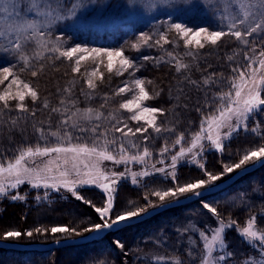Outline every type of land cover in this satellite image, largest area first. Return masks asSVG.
Returning a JSON list of instances; mask_svg holds the SVG:
<instances>
[{
  "label": "snow or ice",
  "instance_id": "6c2138e0",
  "mask_svg": "<svg viewBox=\"0 0 264 264\" xmlns=\"http://www.w3.org/2000/svg\"><path fill=\"white\" fill-rule=\"evenodd\" d=\"M109 2L110 0H0V86H3L0 90V121L4 116H9L10 131L19 127L21 120L27 116L35 117L38 107L44 110L50 108L47 100L42 105L39 104L41 97L38 90L19 75L34 67L32 60H67L73 64L71 71L80 73L81 61L99 59L102 64L106 58L108 73L115 72L118 76L129 73L130 82L125 80L115 94H131L130 98L119 104V109L128 114L120 118L113 112L105 115L102 111L108 103L107 94L99 109L79 107L80 96L89 101L94 98L93 93L98 87L94 80L97 71L94 69L84 79L87 92L81 88L78 96L75 83L72 82L63 89L60 107L50 109L52 113L60 114L55 129L51 124L47 129L33 125L38 134L36 144H23L11 156L0 151V198H8L13 202L26 201L27 192L21 194L19 188L27 184L30 189L37 191V203L42 199L47 200L51 192L66 191L75 199L91 205L98 214V222L87 224L86 219L79 221L87 224L82 232L88 235H82L76 226L66 225L51 226L50 229L36 227L26 232L9 230L3 233L0 246L6 247L4 242L14 238L19 239L24 235L32 238L34 232L43 236L49 231L53 242L58 246L91 243L98 234L119 232L121 225L130 227L170 207L199 199L203 208L216 218L217 226L205 225L204 229H199L190 221L189 226L177 229L178 233L195 231L198 239L203 242L199 264H224L227 258L234 255L228 251L227 241L224 239L226 230L233 227L237 228L242 240L256 252L251 260L245 257L244 264H264V231L257 229V218H249L242 228L235 221L226 223L217 208L202 199L219 189L220 185L216 182L221 181L224 174L233 173L236 169L241 170L237 175L247 173L248 165L253 169L264 167V135H261L258 126L252 128L251 131L259 136L260 143L251 150H245L238 163L225 164L222 173L208 171L201 162L205 151L214 150L222 155L226 142L241 130L247 131L249 118L264 110V0H220L219 3L214 0H124L127 12L146 20L150 28L149 33L140 32V43H134L133 48H162L164 44L170 43L167 33L174 32L179 40H183L187 49L185 55L191 58L189 63H184L172 52H167L168 59L163 56L155 59L143 56L141 61L154 60L156 65L168 63L174 65L177 73H181L191 70L192 64L199 59V50L206 46H218L225 37L234 38L246 49L244 63L231 67L230 79L224 78L223 74L217 76L215 72L203 78L205 102L203 108L196 109L201 113L199 129L187 137L184 133L179 135L173 147H180L170 156V163L167 164V154L171 151L167 143L161 148L159 158L149 163L152 152L147 146L140 150V145L135 140L138 134L144 141L158 138L151 136L149 129L156 134L172 131L164 128L161 118L164 117L165 110L146 103L155 97L146 88V84H151L152 81L135 75L144 67L143 63L125 56L122 47H87L80 43L65 47V37L72 35L68 29L103 30L110 27L104 19L87 17L89 11L104 10ZM200 8L214 21L215 27L207 24L193 26L187 22L186 17ZM31 75L36 77L37 71H31ZM103 78L101 73L100 80ZM184 80L193 87H201L199 82L191 80L188 75H184ZM214 88L218 90L213 91ZM159 95L157 92L156 96ZM13 112L17 113L14 117L9 115ZM105 121L108 122L107 125ZM130 122H134L131 127ZM3 123L7 124L8 121ZM184 161L197 165L206 179L180 184L176 169ZM105 162H111L113 166L124 165L125 170L113 171ZM133 164L141 165V171H133ZM157 164L162 166L157 167ZM155 174H161L173 185L151 191V196L158 198L159 203L145 195L147 203L144 206L115 211L116 186L121 180L130 178L132 185H139L143 178ZM85 187H96L104 193L103 206L97 207L79 194V190ZM41 189L43 197L39 195ZM13 190H16L15 194H12ZM56 234H63V238ZM73 235L80 239L73 240ZM188 241L194 243L192 237H188ZM114 243L124 249L119 239ZM156 264L166 262L160 257ZM176 264L181 262L177 260Z\"/></svg>",
  "mask_w": 264,
  "mask_h": 264
},
{
  "label": "trees",
  "instance_id": "16d2710c",
  "mask_svg": "<svg viewBox=\"0 0 264 264\" xmlns=\"http://www.w3.org/2000/svg\"><path fill=\"white\" fill-rule=\"evenodd\" d=\"M121 1L124 2V0ZM186 19L193 26L211 25V21L200 22L197 16L189 15ZM141 31L149 33L150 28L147 24H139L132 29L122 25L104 32L91 29L74 30L70 31L72 35L69 36V39L73 41V44L80 43L88 47H122L127 57L143 63L144 67L136 72V76L145 78L146 81H152L151 84H146L147 90L155 97L150 100V106L165 110V118L162 119L164 128L172 129V131H162L160 134L154 133L158 138L150 139V144L146 145L152 152V156H159V152L165 143L171 150L174 148L175 150L172 151L176 152L180 146L173 147V145L181 133H184L187 137L192 132L198 131L201 113L196 109L197 107L203 108L205 102L203 78L215 72L217 76L223 74L224 78L230 79L231 67L244 63L243 57L246 49L234 38L225 37L218 46H206L205 49L199 50V59L192 64L190 71L177 73L174 65L168 63L156 65L154 60L141 61L140 58L150 56L155 59L163 56L168 59L167 52H172L182 62L189 63L191 58L185 55L187 49H185L183 42L177 38L174 32H168L167 36L170 43L164 44L162 48H133L134 43H140L139 34ZM155 38H158V36ZM249 39L252 38L249 37ZM229 57H232V59L230 60ZM31 63L34 67L20 72L19 75L38 90L41 97L40 105L44 100H47L50 105L49 111L52 107H59L60 99L64 95L63 89L69 87V84L66 85L65 80L67 76H70L67 73L68 65L65 64L64 60L47 58L32 60ZM33 70L37 71L36 77L31 75ZM101 73L104 78L102 81L100 79L97 81L98 87L93 93L94 98L92 100L100 108L103 97L107 94L108 103L102 111H108L120 104V95L115 93L120 87L121 82L119 81L121 78L107 72ZM184 75H188L191 80L199 82L201 87L198 89L187 84ZM70 77L77 79L72 82L76 85L75 91L78 96L81 88L87 92L86 85L81 84L74 74ZM216 90L218 89H213V91ZM224 90H227L226 85ZM157 92L160 93L159 96H156ZM83 98L85 97H80V100H83ZM37 109L41 110L43 108L38 107ZM40 113L41 111L36 114ZM52 114L56 121L54 124L57 126L60 114ZM9 115L14 117L17 113L13 112ZM36 116H27L26 119L21 120L19 127L11 131L9 130L11 128L9 116H4L0 121V151H5L7 155L11 156L14 150L23 144H36L38 134L31 128L32 123L36 122ZM3 121H8V123L5 124ZM257 126L261 135H264V110L252 117L248 134H244V131L241 130L239 134H234L233 138L226 142L222 155L218 152L208 154V157L215 159V161L211 160L210 163L206 164V167L210 169L212 165H215L214 167H217V169H222L229 160H232V157L236 156L237 152L243 151L246 147L259 144V136L251 131L252 128ZM119 167L122 168L120 170L125 169L124 165H119ZM180 171L181 175L179 177H186L192 181H195L202 172L197 168L188 166L181 167ZM134 189L135 191L138 190L136 186ZM15 191L13 190L12 194H15ZM19 191L21 194L27 192L26 201L13 202L8 198H0L1 240L3 239V233L9 230L26 232L27 230H34L36 227L50 229L51 226L65 225L69 227L76 226L82 235H86L87 233L82 232L83 227L98 222V214L95 213L94 208L75 199L70 193H64V191L51 192L47 200L42 199L40 203H37L35 197L38 193L36 190L30 189L29 185H22ZM135 191L133 190V193ZM79 194L91 200L92 204L97 207L104 204L105 195L96 187L83 188L79 190ZM39 195L44 196L43 189L40 190ZM204 201L210 202L212 206L216 207L222 219L235 221L239 227L246 226L248 219L255 216L257 218V229L264 231V167L246 176L228 190ZM200 203L201 200L168 210L140 224L116 233H110L104 239L85 246L71 247L50 253H21L0 250V264H26L27 260L30 264H155L148 262V260H142V258L137 259L139 255L152 249H158L166 257L180 259L181 264H194V255L190 253H194L196 256L198 247L188 245L183 240V233H178L177 229L182 230L189 226L190 221L193 222L194 219H197V213L202 210ZM81 219H86L87 224L79 223ZM56 236L63 238L62 234H56ZM72 238H76V236L73 235ZM117 239L124 245L123 250L114 243ZM225 240L227 241L228 251L234 254L226 259V264H244L245 257L251 260L256 256V252L249 247L248 243L242 240L236 227L227 230ZM9 241L31 244L49 243L53 239L49 231L43 236L34 232L32 238L24 235L19 239L14 238ZM195 244L198 246V243ZM125 252H127V255H125ZM64 258L67 260L64 261Z\"/></svg>",
  "mask_w": 264,
  "mask_h": 264
},
{
  "label": "rangeland",
  "instance_id": "374dc122",
  "mask_svg": "<svg viewBox=\"0 0 264 264\" xmlns=\"http://www.w3.org/2000/svg\"><path fill=\"white\" fill-rule=\"evenodd\" d=\"M214 2L219 3L220 0H214ZM220 6L223 7V4H220ZM190 16H197V18H199L200 22H202V23H205L207 21H211L210 27H215L214 21L210 18V16L207 13H205V11L202 8L197 9ZM87 17L88 18L104 19V20H106L109 23L110 27H108L106 29H103V30H96L94 28H89V29L95 30L97 32H104V31H107V30H113L116 27L122 26V25H124L126 28L132 29L134 26L136 27L139 24H148V22L146 20L138 19V18H136L134 16H131L127 12V10L125 9L124 2L121 1V0H110V2L108 3L107 7L104 10L93 9V10H91V11H89L87 13ZM68 31H74V30L68 29ZM69 38L70 37L68 36L67 39H65L66 40L65 47L74 46L75 45V44H73V41H71V39H69ZM181 41L183 42V40H181ZM257 50L259 51V49H257ZM125 56H126V53H125ZM64 61H65V64L68 65L67 73L70 76L71 75L73 76V74H74L78 78V80H79V82L81 84L84 83V79L94 69L97 71V77L94 78V80L96 82L100 79L101 72H107L108 73L107 68H106V63H107L106 58H104V63H102V64L100 63L99 59H97L96 61H93L92 59H87V60L81 61V72L80 73H73L71 71V68L73 67V64L71 62H68L67 60H64ZM98 64H99V67L97 68ZM117 67H118V65H117ZM112 74H114L115 76H118V75L115 74V72L112 73ZM70 76H67L66 79H65L66 80V85L69 84V86H70V82H72L73 80H77L75 78L72 79V77H70ZM118 77L121 78V80L119 81V82H121L120 83V87L123 86V83H124L125 80H129V82H130L129 73H127V72L124 73L123 76H118ZM21 78H23V77L21 76ZM72 83H74V82H72ZM84 85H86V84H84ZM2 88H3V86H0V90H2ZM86 88H87V86H86ZM146 88H147V86H146ZM75 90H76V85H75ZM87 91H88V89H87ZM85 92H86V90H85ZM130 95L131 94H129V93L121 94L119 96L120 103L123 102L125 99L130 98ZM80 97H82V96H80ZM175 100L177 101L176 98H175ZM29 102L30 101H28V103ZM146 103L149 106L151 105L150 104V100L147 101ZM96 105H97V103L93 102V100L89 101L86 98H83V100L79 99V107H81V108H84L86 106H91L93 108L99 109ZM59 107H60V105H59ZM115 107H116V109H115ZM115 107H113L112 109H110L108 111H103V112L105 113V115H107L108 112H113L117 116V118H120L122 116H127L128 115L124 110H120L119 109V105H116ZM40 111H41L40 114H36L37 115L36 116V120H35L36 122H33L32 125H31V128L34 129L33 131H35V127H44V128L47 129L48 128L47 125H49V124H51V126H53V128H55L56 124H54V122H56V121H55L54 115L49 110H44V109H41V110L37 109L36 113H39ZM164 118L165 117H162L161 119H164ZM158 122H159V120H158ZM107 123L108 122L105 121V125H107ZM247 124H248V130H249L250 126L252 124V117L249 118V120L247 121ZM33 125H35V127H33ZM133 125H134V122H130L129 123L130 127L133 126ZM248 130L247 131L243 130L244 131L243 133L244 134H248ZM149 133L151 134V136H156V134H154L151 129H149ZM135 140L140 145V150H142V148L144 146L148 145V143L150 144V141H151V140L144 141L143 138L139 136V134L137 135V138H135ZM185 146H187V145H185ZM254 147L255 146H251V147L249 146V147L244 148L243 151L237 152L236 156L232 157V160L231 161L229 160L228 163H226V164L238 163L239 160L242 158V155H243L244 151L245 150H251ZM172 150H175V149L172 148ZM172 150L168 153V158L165 161L166 164L170 163V156L175 153V151H172ZM133 151H135V150H133ZM211 153H217V152L214 151V150H209V151H205L204 154H203L204 159L201 162H203L205 164V168L206 169H208V167H206L207 166L206 164L210 163V161L213 160L212 158L208 157V154H211ZM158 158H159V156H157V155L152 156V158L149 161V163L155 162V160L158 159ZM213 158H216V157H213ZM213 161H215V159ZM105 165L109 169H111L113 171L122 172V171L125 170V169L120 170L122 168H120V167L118 168V166H113L111 162H105ZM156 166L157 167H161L162 165L157 164ZM183 166H188L190 168L194 167V168L199 169V167L197 165H195V164H190V163H188L186 161L181 162L178 165L177 169H176L178 177H179V175H181L180 169ZM214 166L215 165H212V167H210V169H208V171H210V172H212L214 174H219V173L223 172V168L224 167L222 169H217V167H214ZM131 168H132L133 171L139 172V171H141L142 166L138 165V164H133L131 166ZM238 170H240V169H236V170H234L233 173H230V174H227V173L224 174V176L222 177V180L221 181H217L216 183L218 184V183L228 179L232 174H234ZM198 179H206V177L204 176L203 172H200V174L198 175V178L196 180H198ZM178 180H179L180 184H184V183H187V182H194L191 179H188L186 177H179ZM145 185H147V187H145ZM135 186L138 189L137 191H135V189H134ZM172 186H173L172 182L170 180H165L161 176V174H155L154 176L143 178L139 185H132L131 181H130V178L129 179H125V180H121L119 182V184L116 186V199H115V209L116 210L115 211L116 212H122V211L127 210L130 207L144 206L147 203L146 200H145V195H149L150 198L154 202L159 203L158 198H156L154 196H151V191L166 189V188L172 187ZM85 188H87V187H85ZM133 190L135 191V193H133ZM64 193H69V192L64 191ZM206 199H203V200H206ZM199 205L202 206V203H200ZM223 220L226 223L229 222V220H225V219H223ZM193 223L199 229H204L205 225H210V226H213V227L217 226L216 218H214L213 215L211 213H209L207 209H204L203 206H202V210H200L197 213V219H194ZM184 226H185V224H184ZM244 226H241V228L244 227ZM226 233H227V230H226ZM188 237H192L194 243H190L188 241ZM225 237H226V234L224 235V239H225ZM183 240L188 245H191V246L193 245L196 248L198 247V249L196 250V256L195 255L193 256L194 257L193 262H194V264H199V262H200V253L203 251V242L198 239L197 233L195 231H189L187 233H183ZM8 242L18 243L16 241H8ZM195 243H198V246ZM31 244H33V243H31ZM158 247H160V245H158ZM198 250H199V252L197 253ZM160 257L163 258V261L166 262V264H176L177 260L182 262L178 258H169V257H166V256L162 255V253L158 249H152V250H149V251H145L144 253L139 255L137 258H139V259L142 258V260H148V262L156 264L158 258H160ZM63 260L66 261L67 259L64 258ZM226 263L227 262L225 261L224 264H226ZM26 264H30L28 260L26 261ZM100 264H102V263H100Z\"/></svg>",
  "mask_w": 264,
  "mask_h": 264
},
{
  "label": "water",
  "instance_id": "95a60500",
  "mask_svg": "<svg viewBox=\"0 0 264 264\" xmlns=\"http://www.w3.org/2000/svg\"><path fill=\"white\" fill-rule=\"evenodd\" d=\"M249 171L247 173H242L240 175H237V173H241V170H238L237 172H235L234 174H232L228 179L218 183L220 185L219 189L218 190H215L213 191L210 195H207V196H204L202 197V199H206V198H209V197H212V196H215V195H218L226 190H228L230 187L234 186L236 183H238L240 180H242L243 178H245L246 176L250 175V174H253L255 172H257L259 169H261L262 167H256L255 169L251 168V166L249 165ZM196 201H200L199 199H193L192 201H186L185 203L181 204L180 206H176V207H170L166 210H163L161 211L159 214L157 215H153L151 216L150 218H145L143 222L155 217V216H158L168 210H171V209H175V208H180V207H183V206H186V205H189V204H192ZM137 224H140V223H135L133 224L132 226L134 225H137ZM130 226V227H132ZM126 228H129V227H125L124 225H121V231L126 229ZM113 233H116V232H113ZM110 234V233H108ZM108 234H105V233H101V234H98L96 239L94 241H92L91 243H80L76 246H68V247H64V246H58L56 245L54 242H50V243H33V244H21V243H13V242H4L7 244L6 247L4 246H0V250H3V251H13V252H34V253H50V252H54V251H57V250H63V249H66V248H71V247H79V246H85V245H89V244H92V243H95V242H98L102 239H104ZM88 235V234H86ZM73 240H79L80 238L79 237H76V238H72ZM0 241H3V240H0Z\"/></svg>",
  "mask_w": 264,
  "mask_h": 264
}]
</instances>
